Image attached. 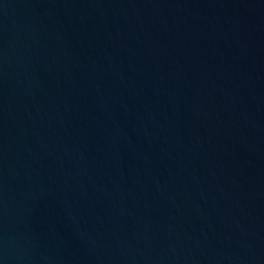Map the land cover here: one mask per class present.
Instances as JSON below:
<instances>
[{
	"label": "water",
	"instance_id": "obj_1",
	"mask_svg": "<svg viewBox=\"0 0 264 264\" xmlns=\"http://www.w3.org/2000/svg\"><path fill=\"white\" fill-rule=\"evenodd\" d=\"M0 264H264V0H0Z\"/></svg>",
	"mask_w": 264,
	"mask_h": 264
}]
</instances>
